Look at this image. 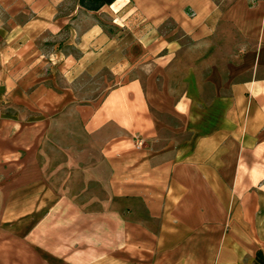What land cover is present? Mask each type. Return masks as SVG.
Returning a JSON list of instances; mask_svg holds the SVG:
<instances>
[{
    "label": "crops",
    "instance_id": "0c3cea01",
    "mask_svg": "<svg viewBox=\"0 0 264 264\" xmlns=\"http://www.w3.org/2000/svg\"><path fill=\"white\" fill-rule=\"evenodd\" d=\"M10 222L0 264H264V0H0Z\"/></svg>",
    "mask_w": 264,
    "mask_h": 264
},
{
    "label": "rangeland",
    "instance_id": "374dc122",
    "mask_svg": "<svg viewBox=\"0 0 264 264\" xmlns=\"http://www.w3.org/2000/svg\"><path fill=\"white\" fill-rule=\"evenodd\" d=\"M215 1L221 2L223 4H228L232 0H215ZM231 37L232 36H229V35L226 34V37L223 39V41H225V43H227L228 41L231 40V39H229ZM236 39H237V36L236 35L233 36V40L237 41ZM181 42L185 46L184 50L182 51V54L180 55V57L182 58V61H183V62L182 61L180 62L181 63L180 64V69L183 72V70H186L185 68H187L186 65H187L189 59L191 61V59L196 57V59L198 61V60L203 59L205 55H203L204 54L203 51L196 50V52L193 53L191 50H189L187 48V44H189L191 42L190 39L183 37L181 39ZM211 52L212 53L208 54V51H206V53H207L206 57L208 59H212V63L214 64L212 66V69L213 70L216 69L217 72L220 71L221 73H223L225 71V69H224V66H222L223 65L222 63H224L225 59L228 57V52L226 51V52L223 53V51H220V50H212ZM198 67H199L200 71H199V73L197 72V74L200 75V78H203L204 74H207V75L210 74L209 68L205 70L203 68L202 64H200ZM198 67H197V69H198ZM175 71H177V70H175ZM212 73H215V70ZM218 74L219 73H216V75H218ZM41 148H43V147H41ZM0 224H2V223H0ZM11 224H13V222H10L8 224H2L3 226H0V234L11 233L12 229L14 228ZM2 229H3V231H2ZM15 229H16L17 233L18 232L22 233V232H24L27 229V227L21 226V227H15ZM122 253L123 252H121V254Z\"/></svg>",
    "mask_w": 264,
    "mask_h": 264
},
{
    "label": "trees",
    "instance_id": "16d2710c",
    "mask_svg": "<svg viewBox=\"0 0 264 264\" xmlns=\"http://www.w3.org/2000/svg\"><path fill=\"white\" fill-rule=\"evenodd\" d=\"M114 0H78V3L81 7L87 9V10H98L103 5L110 4ZM257 256H260V252L257 253ZM260 258V263L264 262L262 260V257Z\"/></svg>",
    "mask_w": 264,
    "mask_h": 264
},
{
    "label": "built area",
    "instance_id": "2783aa9c",
    "mask_svg": "<svg viewBox=\"0 0 264 264\" xmlns=\"http://www.w3.org/2000/svg\"><path fill=\"white\" fill-rule=\"evenodd\" d=\"M142 145V140L141 139H136L135 146L139 148Z\"/></svg>",
    "mask_w": 264,
    "mask_h": 264
}]
</instances>
